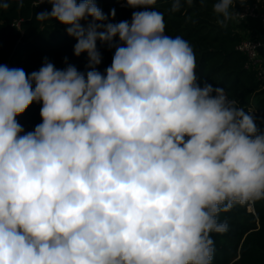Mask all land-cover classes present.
<instances>
[{"label":"clouds","instance_id":"obj_1","mask_svg":"<svg viewBox=\"0 0 264 264\" xmlns=\"http://www.w3.org/2000/svg\"><path fill=\"white\" fill-rule=\"evenodd\" d=\"M47 2L35 19L65 25L91 70L0 64V264H213L219 215L264 201L251 111L197 83L194 51L165 33L157 0H126L144 10L115 24L95 0ZM235 2L214 0L221 27ZM97 41L114 49L104 73ZM34 102L42 122L21 135Z\"/></svg>","mask_w":264,"mask_h":264},{"label":"trees","instance_id":"obj_2","mask_svg":"<svg viewBox=\"0 0 264 264\" xmlns=\"http://www.w3.org/2000/svg\"><path fill=\"white\" fill-rule=\"evenodd\" d=\"M253 1L246 0L242 4L236 0L233 18L224 27L217 23L214 0H192L191 4L181 0V8L176 12L171 11L172 0H157L155 10L164 16L167 35L181 36L191 45L196 57L197 83L201 87L207 83L213 88H223L230 99L237 101L238 107L251 111L259 133H264V80H259L256 71L247 67V57L237 50L246 38L238 29L236 15ZM38 2L23 0L21 7L17 0H9V7L0 9V64L22 68L30 75L50 62L57 70L72 65L86 74L91 70L87 67V53L74 54L77 41L59 21L35 19L39 13L51 12L52 8L47 0L36 7ZM95 2L108 17L106 23L130 22L134 11L144 10L129 7L126 0ZM113 9L114 17L111 16ZM97 49L102 61L96 70L104 73L111 66L114 49L100 41H97ZM41 106L34 102L16 118L24 134L42 122ZM218 219L227 223L228 230L211 234L215 249L213 264H264V201L254 205L237 204L222 212Z\"/></svg>","mask_w":264,"mask_h":264},{"label":"built area","instance_id":"obj_3","mask_svg":"<svg viewBox=\"0 0 264 264\" xmlns=\"http://www.w3.org/2000/svg\"><path fill=\"white\" fill-rule=\"evenodd\" d=\"M236 18L242 22L253 19L264 23V0H254L245 5ZM237 50L247 57V67L256 71L259 80H264V57L260 55L264 52V38H246L238 45ZM23 134L22 132L21 135Z\"/></svg>","mask_w":264,"mask_h":264},{"label":"crops","instance_id":"obj_4","mask_svg":"<svg viewBox=\"0 0 264 264\" xmlns=\"http://www.w3.org/2000/svg\"><path fill=\"white\" fill-rule=\"evenodd\" d=\"M239 31L245 38H264V23L259 20L248 19L246 21L236 22ZM260 55L264 57V52Z\"/></svg>","mask_w":264,"mask_h":264},{"label":"water","instance_id":"obj_5","mask_svg":"<svg viewBox=\"0 0 264 264\" xmlns=\"http://www.w3.org/2000/svg\"><path fill=\"white\" fill-rule=\"evenodd\" d=\"M252 38H254V37H252Z\"/></svg>","mask_w":264,"mask_h":264}]
</instances>
